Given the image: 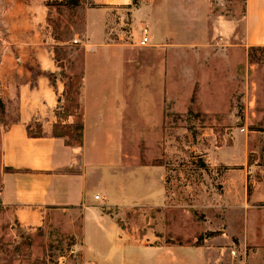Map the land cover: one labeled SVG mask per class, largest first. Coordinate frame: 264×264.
<instances>
[{
    "label": "rangeland",
    "instance_id": "374dc122",
    "mask_svg": "<svg viewBox=\"0 0 264 264\" xmlns=\"http://www.w3.org/2000/svg\"><path fill=\"white\" fill-rule=\"evenodd\" d=\"M62 1H31L30 6L40 7L41 15L25 21L31 27L26 33L13 36L7 31L9 18L2 14L13 0H0V64L5 41L14 54L26 44L48 47L49 63L55 68L49 74L50 85L57 103L52 112L34 116L28 131L36 136L55 133L74 147L75 125L82 121L79 46L86 10L99 5L98 0H80L78 7H69L61 5ZM191 1L168 0L170 10L165 17L169 27L161 29L172 32L167 44L180 43L184 50L168 53L169 71L181 69L183 81L189 83L183 84L180 78L172 84L171 79L163 107L164 96L159 92L155 96L153 89L147 94L139 89V78L134 84L128 78L127 88L133 89L134 96L129 93L125 97L134 98L135 139L134 143L117 141L118 145L112 146L100 139L97 168L102 183L117 190L120 198L118 204L102 208L143 244L211 245L232 261L242 262L264 250V47L245 52L232 46L226 59L217 52L222 38L210 32L202 38L200 31L202 27L214 31L217 18H221L236 29L231 42L237 43L243 30L244 0H206V5L197 0L195 6L189 4ZM135 5H139L138 0ZM186 8L204 9L207 19H191L182 14L188 13ZM127 10L113 7L114 18L107 23L108 39L135 45L144 28L133 24ZM200 44L204 48L213 44L217 49L195 52L194 47ZM46 55L40 51L39 61L45 62ZM191 71L194 77H190ZM120 75L111 76L115 106L117 98L120 102L123 96ZM107 84L105 75L101 76V98L108 97ZM68 115L74 117L71 125L66 123ZM115 119L119 127V114ZM87 125L90 129L91 120ZM99 134L102 137L104 132ZM164 216L166 235L160 237L156 228ZM81 218L79 210L55 211L45 225L26 229L16 225L0 204V264H84ZM254 236L258 244L251 243ZM224 260L227 263L230 259L226 256Z\"/></svg>",
    "mask_w": 264,
    "mask_h": 264
},
{
    "label": "crops",
    "instance_id": "0c3cea01",
    "mask_svg": "<svg viewBox=\"0 0 264 264\" xmlns=\"http://www.w3.org/2000/svg\"><path fill=\"white\" fill-rule=\"evenodd\" d=\"M31 1L33 0H13L8 10L3 9L2 14L9 18L7 31L10 35L20 36L21 33H26V29L31 27L25 21L35 20L36 15L42 12L39 6H30ZM191 2L189 4L192 6L199 4L197 0ZM200 2L206 5V0ZM97 4V8L86 10L83 40L79 46L82 62L78 101L83 125L80 147L67 146L62 138L54 137L53 134L40 137L28 134L31 119L39 114L52 112L57 103L55 90L50 85L49 74L54 73L55 68L49 63L48 47L26 44L25 49L21 48L15 54L6 41L2 47L0 204L16 225L26 229L45 225L47 218L55 211L79 210L82 215L80 247L84 264H264L262 249L242 262H235L228 254L219 252L211 245L185 247L160 243L143 244L133 234L126 233L118 221L103 212V205L108 207L113 203L118 204L120 198L117 197V190H110L102 183V176L97 168L100 139L110 146L117 141L123 144L132 140L134 143L135 139L134 98L125 97L129 93L134 96L133 89L127 88L128 78H131L133 84L135 78H139V89L147 91V94L152 89L155 90V96L159 92V96H164L165 107L171 79V83L175 84L173 80L184 76L180 73L181 69L179 72L178 69L169 71L168 53L184 50L180 43L167 44V37L172 36L171 31L161 32L163 27L169 25L165 17L170 10L166 7L168 0H138L139 5H133L132 0H98ZM243 5V30L237 43L231 42V38L236 36V29H232L231 22L217 18L215 30L211 32L202 27L200 37L204 38L210 32L211 35L222 38L223 44L218 45L221 47L217 49L212 44L204 48L200 44L194 47V51L210 53L217 49L219 54L229 59L232 46L233 49L245 52L250 48L264 47V0H244ZM115 6L127 8L133 24L147 29V47H139V39L135 45L116 41L113 43L112 39H108L107 23L110 17L114 18L112 9ZM186 10L188 13L182 14L189 15L191 19L197 16L199 19L203 17V21L207 19L204 9ZM42 50L47 53L45 62L39 61L38 54ZM128 53L133 54L136 59H130ZM16 54L17 57L14 56ZM134 60L139 63L133 62ZM118 72L122 76L123 96L120 102L117 98L115 106L111 76ZM191 72L190 77H194L193 71ZM103 75L108 82L106 99L99 94V79ZM181 82L189 83L183 81V78ZM118 114L122 120L119 127L115 119ZM67 118L66 123L71 124L74 117ZM88 120H91V130L87 125ZM150 122L151 120L146 125L147 128ZM102 124L105 127L102 128ZM101 132H104L102 137L99 134ZM95 196H98L97 200ZM165 227L164 216L162 221H158V236L166 235ZM253 239L251 243L258 244L257 236ZM226 256L230 259L227 263L224 260Z\"/></svg>",
    "mask_w": 264,
    "mask_h": 264
},
{
    "label": "trees",
    "instance_id": "16d2710c",
    "mask_svg": "<svg viewBox=\"0 0 264 264\" xmlns=\"http://www.w3.org/2000/svg\"><path fill=\"white\" fill-rule=\"evenodd\" d=\"M132 4L135 5L136 4V0H132ZM61 5H66V6H69V7H78L80 5V0H63L61 2ZM2 112H3V106H2V103L0 101V115H1ZM68 116H70V115H68ZM69 125H71V124H69ZM82 131H83V125H82V122H79V123H77L75 125V137H76L77 145L74 146V147H80L82 145ZM28 134L30 136H32V137H40V136H36V135L30 134L29 131H28ZM53 136L60 138L55 133H53ZM66 145L67 146H71L69 144H66Z\"/></svg>",
    "mask_w": 264,
    "mask_h": 264
},
{
    "label": "built area",
    "instance_id": "2783aa9c",
    "mask_svg": "<svg viewBox=\"0 0 264 264\" xmlns=\"http://www.w3.org/2000/svg\"><path fill=\"white\" fill-rule=\"evenodd\" d=\"M148 45H149V39H148V35H147V29L144 28L141 31V35H140V38H139V41H138V46L139 47H147ZM95 199L97 200L98 196H95ZM233 254H234V252H233Z\"/></svg>",
    "mask_w": 264,
    "mask_h": 264
}]
</instances>
